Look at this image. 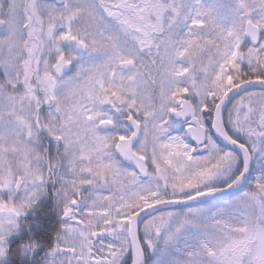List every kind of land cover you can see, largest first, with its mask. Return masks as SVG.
<instances>
[{
	"label": "snow or ice",
	"instance_id": "snow-or-ice-1",
	"mask_svg": "<svg viewBox=\"0 0 264 264\" xmlns=\"http://www.w3.org/2000/svg\"><path fill=\"white\" fill-rule=\"evenodd\" d=\"M0 264H264V0H0Z\"/></svg>",
	"mask_w": 264,
	"mask_h": 264
}]
</instances>
